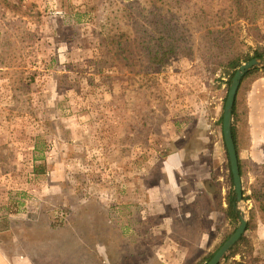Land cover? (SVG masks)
Segmentation results:
<instances>
[{"label":"rangeland","instance_id":"obj_1","mask_svg":"<svg viewBox=\"0 0 264 264\" xmlns=\"http://www.w3.org/2000/svg\"><path fill=\"white\" fill-rule=\"evenodd\" d=\"M227 1L157 6L186 23L195 11V23L201 8ZM149 2L0 0V205L41 226L42 264H196L238 225L225 212L231 79L199 49L200 32L189 35L190 56L148 63L139 35L156 20ZM238 23L241 55L264 49V15ZM238 89L241 206L254 251L222 264H264V75ZM153 177L184 188L165 212L152 213L138 190Z\"/></svg>","mask_w":264,"mask_h":264},{"label":"trees","instance_id":"obj_2","mask_svg":"<svg viewBox=\"0 0 264 264\" xmlns=\"http://www.w3.org/2000/svg\"><path fill=\"white\" fill-rule=\"evenodd\" d=\"M149 1V3H151V5H149V10L150 12H154L156 20H150V27L147 26V29L144 30V34L139 35L143 37L142 39L145 44L143 55L148 63L161 65L170 60L172 56L178 54L190 56L193 49L190 36H193L195 32H200L198 40L199 49L205 51L211 62L228 72L229 80L242 59L245 60L252 57L264 56V49L262 48L254 49L252 54L247 53L243 56L241 55L240 50L244 45V39L241 35L242 26L238 23L241 19H247L249 17L255 18L264 15V0H228L227 4L220 8H215L213 4H210L209 9H206V11L201 8V20L198 16L195 23L190 22V20L195 17V11L189 15V23L185 21L181 22V17L171 14L169 9L163 13L158 9L157 1L160 0ZM139 25V23L134 24L136 36L139 34L138 32L142 31ZM148 28H150L149 31ZM115 38H117V41H115ZM115 38L113 42L114 47L117 48L115 53L118 59H123L122 53L125 50V44H122V39H127V36L118 34ZM263 75L264 68H254L250 70L242 78L239 88H241L246 79H256ZM244 117H242L238 97L236 95L232 113L231 130L238 156L240 175L243 174L239 153L241 151L242 141L244 140V130L241 126ZM36 167H38V165L34 164V170H36ZM233 203L234 193H229L226 196L227 207L225 208V212L229 219L236 222L239 217L233 208ZM254 214L255 213L252 212V218H254ZM260 218L264 221L263 214L260 215ZM250 226L251 223L248 222L247 229H249ZM231 233L232 232L227 233L220 241L219 245L214 250L206 253L196 264H206ZM253 251L254 246L251 238L243 234L230 248L229 252L219 264H222L226 259L236 254L242 256L248 254L249 256H253ZM235 263L243 264L241 261H235Z\"/></svg>","mask_w":264,"mask_h":264},{"label":"crops","instance_id":"obj_3","mask_svg":"<svg viewBox=\"0 0 264 264\" xmlns=\"http://www.w3.org/2000/svg\"><path fill=\"white\" fill-rule=\"evenodd\" d=\"M148 181V180H147ZM138 190L145 192L150 197L152 213L165 212L168 207L173 206L174 201L183 198L184 188L178 186L174 177H153L149 180L147 189L140 186ZM139 191V192H140ZM0 205V264H42L43 256L34 252L33 233L36 232L37 245L42 244L39 234V225L26 219L18 220L11 212ZM3 209V211H2Z\"/></svg>","mask_w":264,"mask_h":264},{"label":"water","instance_id":"obj_4","mask_svg":"<svg viewBox=\"0 0 264 264\" xmlns=\"http://www.w3.org/2000/svg\"><path fill=\"white\" fill-rule=\"evenodd\" d=\"M254 68H264V57H252L239 64L231 78L230 86L228 89L224 110L222 115V131L225 147L228 153L231 174L233 179V193L234 203L233 208L237 213L238 225L230 236L220 245L215 251L213 256L206 262V264H219L225 254L230 248L239 240L244 234L247 227V217L244 209L241 206L242 201V182L239 169L238 156L232 135V113L236 94L244 75ZM232 193V194H233Z\"/></svg>","mask_w":264,"mask_h":264}]
</instances>
